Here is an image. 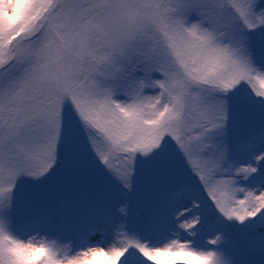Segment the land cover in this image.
Instances as JSON below:
<instances>
[{
  "label": "snow or ice",
  "instance_id": "snow-or-ice-1",
  "mask_svg": "<svg viewBox=\"0 0 264 264\" xmlns=\"http://www.w3.org/2000/svg\"><path fill=\"white\" fill-rule=\"evenodd\" d=\"M0 264H264V0H0Z\"/></svg>",
  "mask_w": 264,
  "mask_h": 264
},
{
  "label": "rangeland",
  "instance_id": "rangeland-1",
  "mask_svg": "<svg viewBox=\"0 0 264 264\" xmlns=\"http://www.w3.org/2000/svg\"><path fill=\"white\" fill-rule=\"evenodd\" d=\"M206 239V238H205ZM67 243V242H66Z\"/></svg>",
  "mask_w": 264,
  "mask_h": 264
}]
</instances>
